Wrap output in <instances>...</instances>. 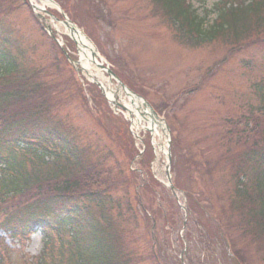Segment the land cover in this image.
I'll use <instances>...</instances> for the list:
<instances>
[{
	"label": "rangeland",
	"instance_id": "1",
	"mask_svg": "<svg viewBox=\"0 0 264 264\" xmlns=\"http://www.w3.org/2000/svg\"><path fill=\"white\" fill-rule=\"evenodd\" d=\"M16 1L0 0L3 3L0 12L5 13L1 18L3 29L13 37L9 41L12 53L20 52L26 65L42 69L40 75L46 81L49 77L54 78L48 86L50 95L54 93V101L49 103L55 105V101L59 100V104L52 113L62 121V126L71 135L76 136L78 147L84 148L81 157L86 161V174L89 171L90 175L97 173L106 182L104 177L110 173L115 186L112 188L108 185L106 188V196L110 195L107 201L118 203L123 212L131 214V219L127 218L125 212L123 218L120 214V218H113L115 230L110 229L108 233L118 236L116 227L122 231L115 247L125 246L127 251L130 250L133 253L130 257L135 260L133 264H154L145 257L151 252L148 245L152 240L156 242L154 251L165 257L167 264H188L189 260L195 262L197 259L202 262L205 257H200L194 251L195 247L202 249L201 243L205 236L195 226L194 216H187L183 226L182 207H188L186 194L192 195L197 198L199 212L203 210L205 213L202 214L203 220L207 217L208 223L213 225L221 216V207L225 212L229 209V192L234 183L231 175L235 174L233 169L242 151L240 142L248 139L246 137L249 134L248 108L256 107L258 102L253 96L252 86L259 77L264 78V73H260L264 68V30L260 34L249 32L248 39L254 42L252 45H247L250 42H239L233 46L231 41L222 42L216 38L198 46L184 43L157 10L159 6L153 0H51L68 21L74 23L87 37L94 38L97 43L92 41L99 49L96 48L99 57L108 59L115 73L130 80L153 104L158 105L160 99L172 102L181 90L201 84L198 91L191 93L187 100L172 104L173 108H169V111H162V115H166L170 121L171 128L167 136L160 134V139L152 140L154 157L145 167L139 164L140 159L147 154V148L143 145L146 144L143 141L145 138L141 136L142 142L138 140L140 134L134 127V150H141L143 154L129 159L128 155L132 153L123 135L116 134L121 132L118 127L105 126L110 122L104 114L100 113L99 118L83 102L75 88L67 86L66 92L60 88L58 93V82L64 81L62 77L71 78V75L27 8L17 5ZM218 1L193 0L192 6L199 17H204V11L210 10ZM35 4L42 6V3ZM42 7L44 12L55 13L54 6ZM71 16L72 19L69 18ZM214 18L215 15H208L203 28L210 27ZM60 33H63L62 28ZM55 59L59 64L56 69L51 67ZM53 81L56 86L51 85ZM98 124L104 125V129ZM173 146L178 150H174ZM167 147L170 165L166 169L170 184L176 188L177 182L181 188L178 190L183 193H177V196L167 186ZM174 154L179 156L177 162ZM89 180L92 181L91 176ZM206 199H210L213 204ZM92 208L94 214L96 210ZM206 208L210 209L207 213ZM113 216L116 217L115 214ZM231 216L233 222L239 225L238 213ZM199 217L201 219V215ZM186 234L190 237L184 238ZM0 236L6 238L2 233ZM179 239H183L182 244ZM43 240L40 231L24 244L6 238L5 243L12 252L5 255L8 259L4 264H20L19 256L22 264L33 263L34 258L41 253ZM59 241L57 237L53 238L55 250L59 247ZM249 242L250 238L246 234L245 250H248ZM255 247L249 249V253L245 251L246 256L248 259L250 256V264H262L252 258ZM159 248L161 251H158ZM213 250L216 253L213 260H221L222 251L218 243L214 244Z\"/></svg>",
	"mask_w": 264,
	"mask_h": 264
},
{
	"label": "trees",
	"instance_id": "2",
	"mask_svg": "<svg viewBox=\"0 0 264 264\" xmlns=\"http://www.w3.org/2000/svg\"><path fill=\"white\" fill-rule=\"evenodd\" d=\"M19 1L25 3V0L16 2ZM153 1L159 6L157 10L186 44L199 46L217 38L222 42L231 41L233 46L239 42H250L247 45H252L254 42L248 39L251 34L249 32L260 34L264 30V0H220V3L205 12V16L215 15L207 29L203 28L204 18L197 17L191 7L185 6V0ZM2 5L0 3V9ZM63 9L66 10L65 7ZM1 18L0 12V228L10 232L12 237H27L33 225L39 226L45 234L47 247H51L52 231L60 237L63 231L69 230L72 244L63 251L67 252L65 262L62 252L59 253L60 264H133L135 260L130 257L133 255L130 250L127 251L125 246L115 247L122 234L121 229L116 227L118 236L108 233L110 229L115 230L113 218H120L119 214L123 218L126 214L118 203L107 201L110 195L106 196V188L108 185L115 186L110 173L104 177L106 182L97 173L90 175L89 171L86 174V161L81 157L84 148L80 145L78 147L76 136L71 135L62 126V121L52 113L59 104V100L55 101V105L49 103L54 93L50 95L51 89L48 86L54 78L49 77L46 81L40 75L42 69L26 65L20 52L12 53L9 41L13 37L3 29ZM262 41L264 43V38ZM236 50L239 51L238 48ZM58 65L55 59L51 67L56 69ZM261 72L264 73V68ZM119 77L144 96L130 80L122 75ZM61 79L64 81H59L57 86L55 81L51 83L58 87V93L60 88L66 92L67 86L75 88L79 93L72 78ZM252 92L258 102L256 107L248 108L249 134L246 137L248 139L240 142L242 151L233 169L235 174L231 175L234 183L232 192H229V214L221 207V216L215 225L210 224L207 217L203 220L202 214L205 213L203 210L199 212L197 198L186 194L188 213L194 216L195 226L205 236L201 243L202 249L194 246V252L205 259L202 262L198 259L195 262L189 260L188 264H250V256L248 259L246 254L254 246L252 258L264 264V78L259 77L254 82ZM60 103L63 101L60 100ZM167 107L168 104L163 102L155 105L157 110H165ZM115 125L112 127L121 130L120 133L117 130L116 134L123 135L128 142L132 153L128 158L133 159L139 155V151L134 150L124 123ZM146 148L147 154L140 159L139 164L148 167V161L153 159L149 142H146ZM174 156L177 162L179 156ZM153 183L156 184L154 179ZM175 184L176 189L181 190L178 183ZM207 200L213 204L210 199ZM92 207L96 210L94 214ZM205 210L206 213L210 211L207 208ZM234 213L239 215V225L233 222V216L230 218ZM126 216L131 219L130 212L127 211ZM246 234L250 238L248 250L243 246ZM188 237V234L184 236ZM182 240L179 239L181 244ZM215 243H218L222 251L221 260L217 261L213 260V257L216 258L213 250ZM150 245L148 249L151 248V252L145 257L154 264H167L165 257L154 251L155 240ZM47 247H44V254L51 252H47Z\"/></svg>",
	"mask_w": 264,
	"mask_h": 264
},
{
	"label": "bare ground",
	"instance_id": "3",
	"mask_svg": "<svg viewBox=\"0 0 264 264\" xmlns=\"http://www.w3.org/2000/svg\"><path fill=\"white\" fill-rule=\"evenodd\" d=\"M29 1L35 4V3H38L39 0H29ZM48 4L49 3L44 2V3H42V6H44V5L50 6V4L49 5ZM67 34L70 35L71 39L76 43V45L79 49V57H80L81 66L84 69L88 70L90 73L92 66L93 67L96 66L94 64V62L91 60L92 53L94 51H93L90 43L86 40V38L81 33H78L77 31H76V33L74 31L71 34L67 32ZM91 62H92V64H91L92 66L90 65ZM135 105H137V104H135ZM137 106H139V105H137ZM129 114L135 116L138 119L140 117V115H136L134 109L130 110L127 115H129ZM149 125L151 128L153 127V129H154L153 136L156 137L158 135V133H157L158 129L156 128V127H158L157 124L155 125V122L152 120V121H149Z\"/></svg>",
	"mask_w": 264,
	"mask_h": 264
}]
</instances>
